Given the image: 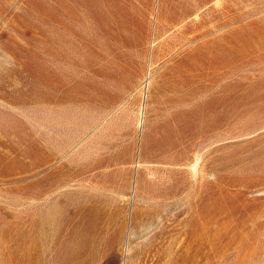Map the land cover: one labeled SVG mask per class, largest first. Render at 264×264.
Returning a JSON list of instances; mask_svg holds the SVG:
<instances>
[{
	"label": "rangeland",
	"instance_id": "obj_1",
	"mask_svg": "<svg viewBox=\"0 0 264 264\" xmlns=\"http://www.w3.org/2000/svg\"><path fill=\"white\" fill-rule=\"evenodd\" d=\"M236 26L230 59L206 61L183 81L161 82L155 66L145 76V58L125 46L123 73L103 89L204 96L199 155L190 148L187 175L184 167L172 172V196L163 193L168 179L142 186L162 196L126 211L125 227L110 228L119 243H78L22 202V184L36 190L35 178L22 177L33 165L22 161V147L43 138L38 124L53 114H38L36 94L20 87L32 78L28 60L88 58V0H0V264H264V0H238ZM98 29L108 32L103 19ZM82 69L71 68L77 82Z\"/></svg>",
	"mask_w": 264,
	"mask_h": 264
},
{
	"label": "crops",
	"instance_id": "obj_2",
	"mask_svg": "<svg viewBox=\"0 0 264 264\" xmlns=\"http://www.w3.org/2000/svg\"><path fill=\"white\" fill-rule=\"evenodd\" d=\"M237 4L238 0H88V58L26 61L33 67L32 78L20 88L36 94L38 114L53 117L38 124L43 138L33 148L22 147V161L33 164L22 167V177L36 180L34 191L22 184V202L44 211L46 225L69 237L64 241L119 243L120 235L110 238V228L125 227L126 211L140 210L141 203L162 196L155 188L142 191V186L168 179L169 189L163 193L172 196V172L184 167L187 175L190 148L193 156L199 155L195 148L202 138L204 96L196 94L190 101L184 90L103 89L106 81L117 82L123 73L125 46L141 52L145 76L155 66L162 68L161 82L186 80L206 61L214 66L215 60L230 59ZM101 19L107 33L99 32ZM76 66L85 68L79 82L71 70ZM98 78L100 88L92 84ZM207 105L214 122V99ZM109 251L105 245V255Z\"/></svg>",
	"mask_w": 264,
	"mask_h": 264
}]
</instances>
